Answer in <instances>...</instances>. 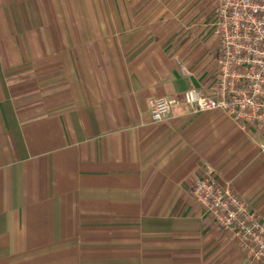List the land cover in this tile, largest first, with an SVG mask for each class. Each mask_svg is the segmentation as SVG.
<instances>
[{
    "label": "crops",
    "instance_id": "1",
    "mask_svg": "<svg viewBox=\"0 0 264 264\" xmlns=\"http://www.w3.org/2000/svg\"><path fill=\"white\" fill-rule=\"evenodd\" d=\"M204 6L0 0V264H257L192 185H231L264 222L261 132L219 110L151 116L215 86Z\"/></svg>",
    "mask_w": 264,
    "mask_h": 264
},
{
    "label": "built area",
    "instance_id": "2",
    "mask_svg": "<svg viewBox=\"0 0 264 264\" xmlns=\"http://www.w3.org/2000/svg\"><path fill=\"white\" fill-rule=\"evenodd\" d=\"M214 34L218 39L216 82L212 92L190 87L153 99L151 116L160 121L182 112L219 110L244 128L261 132L264 153V0H217ZM195 198L210 209L218 226L232 232L257 264H264V222L231 185L196 178Z\"/></svg>",
    "mask_w": 264,
    "mask_h": 264
},
{
    "label": "rangeland",
    "instance_id": "3",
    "mask_svg": "<svg viewBox=\"0 0 264 264\" xmlns=\"http://www.w3.org/2000/svg\"><path fill=\"white\" fill-rule=\"evenodd\" d=\"M202 3H203V6H204V3H206L207 5L204 6L201 11V14L197 20V22H200L201 25L199 27L196 26V29L200 31L201 36L206 34V36L214 37L215 36L214 34V28H215L214 10L217 4V0H202Z\"/></svg>",
    "mask_w": 264,
    "mask_h": 264
}]
</instances>
